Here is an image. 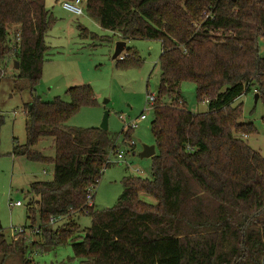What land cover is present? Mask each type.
Returning a JSON list of instances; mask_svg holds the SVG:
<instances>
[{"label": "trees", "instance_id": "obj_1", "mask_svg": "<svg viewBox=\"0 0 264 264\" xmlns=\"http://www.w3.org/2000/svg\"><path fill=\"white\" fill-rule=\"evenodd\" d=\"M82 1L88 16L122 40L161 42L151 177L124 176L113 206L86 207L87 190L95 189L116 144L100 127L65 124L96 104L89 84L67 88V101L56 96L44 102L36 94L49 49L46 35L55 22L46 1L0 0V63L12 58L18 64V78L27 79L31 95L25 143H14L10 154L53 165L51 180L29 187L28 228L40 229V241L28 245L23 233L16 240L0 233V264L13 255L19 264H34L26 256L29 247L69 241L74 256L87 264H264V157L244 140L256 130L241 121V104H232L248 92L264 103V57L258 50L264 0ZM80 31L88 36L85 28ZM121 54L126 57L115 58L117 67L142 64L132 48ZM184 81L195 84L206 112L186 109ZM4 122L0 111V130ZM130 131L121 130L123 142ZM43 137L52 138L51 158L32 149ZM73 214L89 215L90 227L80 232ZM58 216L63 225L51 229L50 218Z\"/></svg>", "mask_w": 264, "mask_h": 264}, {"label": "rangeland", "instance_id": "obj_2", "mask_svg": "<svg viewBox=\"0 0 264 264\" xmlns=\"http://www.w3.org/2000/svg\"><path fill=\"white\" fill-rule=\"evenodd\" d=\"M45 1L46 7L55 17V22L46 35L49 49L43 63L41 79L35 86L36 94L44 102H49L56 96L67 101L65 90L70 86L89 84L92 87L96 104L82 107L65 124L78 128L99 127L104 113L107 112L108 134L117 149L123 151L124 158L118 161L112 155L111 163L104 168L94 189L93 207L95 210L111 207L123 190V176L151 177V159L140 157L139 152L142 145L154 143L150 131L152 108L147 99L149 94H157L161 42L142 38L127 39L126 48L134 49L142 59V64L129 68L117 67L113 58L117 35L100 27L84 11L75 15L64 9L62 0ZM80 28H86L88 36H82ZM91 34L97 38H92ZM258 50L260 56L264 57V38L258 40ZM12 60L9 58L6 63H0V68L4 71L0 77V111L5 119L0 130V233L10 240L14 227H25L23 234L30 245L32 241H40V231L36 233L28 228L31 223L27 216L29 187L34 181L51 180L53 165L51 161L11 157L13 144L25 143V105L31 99L29 83L27 79L18 78ZM195 88L191 81L181 83L180 93L185 107L192 113L206 112L207 103L197 101ZM254 95L253 92H248L238 96L232 104H241V121L252 123L256 130L247 136L243 135L244 140L264 157V103L258 98L255 101ZM141 114H145L146 119L137 123L130 131L129 140L134 141V146H130L126 142L128 139L123 142L120 132L122 129L126 130L125 123L137 120ZM32 149L50 158L55 152L51 137L41 138ZM141 198L146 202L153 201L145 194ZM15 201H20L21 206H10ZM35 218L37 226L38 212L35 213ZM72 220L77 222L80 232L91 225V217L87 214H73ZM64 221L58 220L48 225L51 229H56ZM15 237L18 239L19 235ZM26 256L34 264H87L83 258L74 256L71 241L63 245L45 246L42 250L29 247ZM5 264H19L18 255L7 258Z\"/></svg>", "mask_w": 264, "mask_h": 264}, {"label": "built area", "instance_id": "obj_3", "mask_svg": "<svg viewBox=\"0 0 264 264\" xmlns=\"http://www.w3.org/2000/svg\"><path fill=\"white\" fill-rule=\"evenodd\" d=\"M83 1L82 0H62L61 2V5L64 9L70 11L71 13L75 14V15H80L83 13ZM17 40H19V37L17 35ZM126 57V54H119L116 58L118 60H123L124 58ZM156 98H157V95L155 94H149L148 95V104L150 105V107L152 108L153 107V104L154 102L156 101ZM146 119V116L145 114H141L139 116V118L137 120H134V121H131V122H127L125 123V129L126 130H132L134 127L137 126V123L142 121V120H145ZM129 145L130 146H134V141L133 140H129L128 141ZM123 151L122 150H114L112 151V153H110L106 159V163L107 164H110L111 163V157L112 155L115 156V159L116 160H122L124 158V155H123ZM93 197H94V187L93 186H90L87 190V193H86V196H85V205L86 207H90V206H93ZM21 205V202L20 201H15V202H12L10 203V206H19ZM58 220H63L62 217L58 216V217H52L50 218V221L49 223H55L56 221ZM35 231L36 233H38L40 231V229L38 227H35L34 229H32V231ZM24 231H26V228H16L14 227L13 228V235L11 236L13 238V240H16L17 237H15L16 235H20L21 233H23Z\"/></svg>", "mask_w": 264, "mask_h": 264}, {"label": "water", "instance_id": "obj_4", "mask_svg": "<svg viewBox=\"0 0 264 264\" xmlns=\"http://www.w3.org/2000/svg\"><path fill=\"white\" fill-rule=\"evenodd\" d=\"M125 47V41L124 40H119L115 43V51L113 53V58H116L124 49ZM18 64L16 62H14V68H17ZM258 98L257 93H255L254 95V100L256 101ZM107 118H108V114L107 112L104 113L101 124H100V128L103 130H107ZM154 151H155V145H142V149L139 152V156L140 157H151L152 155H154Z\"/></svg>", "mask_w": 264, "mask_h": 264}, {"label": "crops", "instance_id": "obj_5", "mask_svg": "<svg viewBox=\"0 0 264 264\" xmlns=\"http://www.w3.org/2000/svg\"><path fill=\"white\" fill-rule=\"evenodd\" d=\"M82 6H83V10H84V2H83V4H82ZM85 29H86V28H85ZM115 35H117V34H115ZM119 40H122V39L119 38V37L117 36V40H116V42L119 41ZM124 41H126V40H124ZM116 42H115V43H116ZM125 44H126V42H125ZM125 47H126V45H125ZM125 47H124V48H125ZM12 62H13V65H14V61H13V60H12ZM138 123H139V122H138ZM153 144H154V143H153ZM151 145H152V144H151ZM155 152H156V150L154 151V154H155ZM11 157H12L13 159L15 158V156H12V155H11ZM126 165H128V163H126ZM125 176H127V175H125ZM123 177H124V176H123ZM93 199H94V198H93ZM93 205H95L94 202H93ZM19 206H21V205H19Z\"/></svg>", "mask_w": 264, "mask_h": 264}]
</instances>
